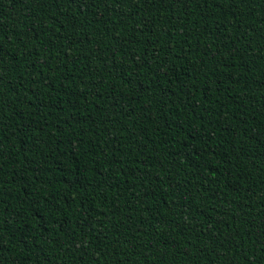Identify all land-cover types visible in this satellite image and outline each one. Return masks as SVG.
<instances>
[{
  "label": "trees",
  "instance_id": "trees-1",
  "mask_svg": "<svg viewBox=\"0 0 264 264\" xmlns=\"http://www.w3.org/2000/svg\"><path fill=\"white\" fill-rule=\"evenodd\" d=\"M0 264H264V0H0Z\"/></svg>",
  "mask_w": 264,
  "mask_h": 264
}]
</instances>
